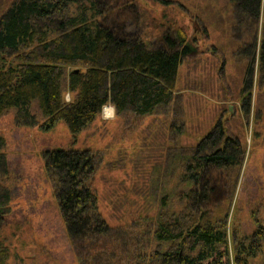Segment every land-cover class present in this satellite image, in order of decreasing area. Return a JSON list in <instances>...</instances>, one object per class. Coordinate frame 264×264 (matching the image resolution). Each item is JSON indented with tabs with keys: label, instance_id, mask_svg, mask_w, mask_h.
I'll return each instance as SVG.
<instances>
[{
	"label": "trees",
	"instance_id": "1",
	"mask_svg": "<svg viewBox=\"0 0 264 264\" xmlns=\"http://www.w3.org/2000/svg\"><path fill=\"white\" fill-rule=\"evenodd\" d=\"M230 1L236 18L251 30L242 86L243 112L248 114L255 65L264 80V0ZM108 5L107 0H12L0 7V115L13 109L14 123L25 127L37 126L40 120V126L48 129L63 121L75 136L106 104L116 114L137 116L170 106L178 68L195 53L194 48L182 31L175 37L160 36L162 45L154 46L108 25L103 18L110 15L104 11ZM4 148L0 135V177L8 173ZM166 150L181 167L178 199L160 193L166 181L144 184L149 190L139 193L144 201L150 199L136 211L144 226L136 264H249L261 251L264 231L258 228L235 241L230 251L227 213L220 205L208 207L224 200L215 197L214 181H200L211 168L225 171L240 164L239 140L227 136L219 120L192 148L172 144ZM44 159L46 170L57 181L55 192L68 237L79 256L82 250L92 256L97 238H113L96 195L87 185L94 172L93 154L90 150H52L44 153ZM10 201V190L0 180V223L10 210ZM82 242L90 244L80 249ZM8 257L9 250L0 239V264H7Z\"/></svg>",
	"mask_w": 264,
	"mask_h": 264
},
{
	"label": "rangeland",
	"instance_id": "2",
	"mask_svg": "<svg viewBox=\"0 0 264 264\" xmlns=\"http://www.w3.org/2000/svg\"><path fill=\"white\" fill-rule=\"evenodd\" d=\"M10 1L0 0V7ZM107 1L106 24L154 46L162 45L160 38L167 33L175 37L182 31L195 53L178 68L173 102L154 114H116L107 105L75 136L63 121L48 129L40 120L37 126L25 127L14 123L13 109L0 115L8 161V173L0 180L11 193L10 210L0 223V239L9 250L7 264H136L135 251L144 231L142 215L136 211L150 199L144 201L139 192L149 190L147 182L166 181L160 193L178 199L181 167L175 157L167 156L166 148L172 144L192 148L219 120L226 135L239 140L243 156L231 170L211 168L208 176L202 175L200 181H214L215 197L224 200L208 207L225 209L230 251L235 241L258 228L264 231V80L257 67L250 112H243L249 57L245 47L251 30L236 18L230 0ZM258 26L259 38L261 21ZM175 127L180 131L170 130ZM52 150L93 154L94 172L87 185L113 238H97L92 256L83 250L79 256L68 237L55 192L57 181L45 167L44 153ZM261 242L260 253L249 264H264V233ZM88 244L82 242L78 248Z\"/></svg>",
	"mask_w": 264,
	"mask_h": 264
},
{
	"label": "bare ground",
	"instance_id": "3",
	"mask_svg": "<svg viewBox=\"0 0 264 264\" xmlns=\"http://www.w3.org/2000/svg\"><path fill=\"white\" fill-rule=\"evenodd\" d=\"M230 2V4L233 6V10H235V6H234V4L231 2V1H229ZM239 20V19H238ZM257 66L255 65V68H256ZM257 71H258V68H257ZM108 104H106L105 106H107ZM111 112H112V109L111 108H109L108 110H107V114H111Z\"/></svg>",
	"mask_w": 264,
	"mask_h": 264
}]
</instances>
